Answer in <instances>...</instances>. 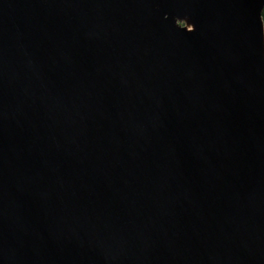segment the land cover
Segmentation results:
<instances>
[{
  "label": "water",
  "instance_id": "obj_1",
  "mask_svg": "<svg viewBox=\"0 0 264 264\" xmlns=\"http://www.w3.org/2000/svg\"><path fill=\"white\" fill-rule=\"evenodd\" d=\"M264 0H0V264H264Z\"/></svg>",
  "mask_w": 264,
  "mask_h": 264
},
{
  "label": "trees",
  "instance_id": "obj_2",
  "mask_svg": "<svg viewBox=\"0 0 264 264\" xmlns=\"http://www.w3.org/2000/svg\"><path fill=\"white\" fill-rule=\"evenodd\" d=\"M263 20H264V11H263Z\"/></svg>",
  "mask_w": 264,
  "mask_h": 264
}]
</instances>
